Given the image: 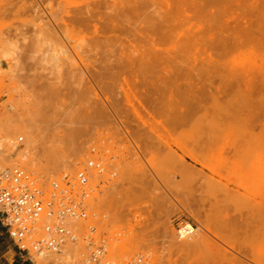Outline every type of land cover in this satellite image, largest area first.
Segmentation results:
<instances>
[{"label": "rangeland", "instance_id": "rangeland-1", "mask_svg": "<svg viewBox=\"0 0 264 264\" xmlns=\"http://www.w3.org/2000/svg\"><path fill=\"white\" fill-rule=\"evenodd\" d=\"M117 1L0 0V173L18 165L49 190L101 154L107 170L69 223L72 264L89 242L112 264H264V91L251 101L245 86L264 73V43L210 44L247 18L264 35V0ZM186 220L202 247H179Z\"/></svg>", "mask_w": 264, "mask_h": 264}, {"label": "built area", "instance_id": "built-area-1", "mask_svg": "<svg viewBox=\"0 0 264 264\" xmlns=\"http://www.w3.org/2000/svg\"><path fill=\"white\" fill-rule=\"evenodd\" d=\"M16 142L21 143L22 138ZM91 155L93 157L86 161L83 168L74 173V184L65 175L61 184L51 182L49 190L42 188L37 179L18 165L0 173L1 223L17 250L30 261L32 255L59 253L67 242L77 240L69 223L84 217L90 195L96 187L92 188V182L107 170L99 152L93 148ZM195 230V225L189 220L181 221L175 229L176 239H189L194 236ZM82 258L81 264H112L107 261L103 245L91 242ZM126 264L150 263L138 258Z\"/></svg>", "mask_w": 264, "mask_h": 264}, {"label": "bare ground", "instance_id": "bare-ground-1", "mask_svg": "<svg viewBox=\"0 0 264 264\" xmlns=\"http://www.w3.org/2000/svg\"><path fill=\"white\" fill-rule=\"evenodd\" d=\"M120 2H122L123 3V0H119ZM119 1H117V2H115L118 6H116V4L114 5V6H116V7H114L115 9H120L121 11H123L122 9V5L120 6V2ZM142 1L143 0H133V1H130V3H128V5H130V6H133L135 9L137 8V7H139L138 6V3H139V5H140V3L142 4ZM187 1V0H186ZM201 1V0H200ZM128 2H129V0H128ZM145 2V1H144ZM177 2H179V0L178 1H176V3ZM183 2V1H182ZM191 2H193V5L195 6V7H197L198 6V4H201L198 0H191ZM195 2H197V3H195ZM199 2V3H198ZM136 3V5L137 6H134V4ZM147 3V2H146ZM146 3H143V6L145 5L146 6ZM149 3V6H151L150 4V2H148ZM154 3V2H153ZM184 3V2H183ZM179 6H180V4H178ZM191 5V4H190ZM142 6V5H141ZM140 6V7H141ZM182 6V5H181ZM192 6V5H191ZM204 6V5H203ZM202 6V7H203ZM201 7V6H200ZM146 8V7H145ZM126 9H127V7H126ZM125 9V10H126ZM134 9V10H135ZM199 8H197V10H198ZM138 10V9H137ZM187 10V9H186ZM201 10V9H200ZM203 10V9H202ZM130 11H131V9H130ZM153 11H154V13L156 14L157 13V10L155 9H153ZM153 11H152V13H153ZM198 12V11H197ZM200 12V11H199ZM198 12V13H199ZM203 12V11H202ZM247 13V12H246ZM87 14V13H86ZM238 14V13H237ZM89 14H87V17L86 18H84L83 17V19H82V17H80V20L83 22V23H85V22H87L88 24L87 25H85V26H88L89 24H91V26H92V28H93V32L94 33H96L97 31H98V27H97V25L96 24H93V22H94V20L93 19H95L96 21H99V20H97V18H94L93 16H91V15H89ZM150 15H152V14H150ZM157 15V14H156ZM197 15V14H196ZM199 15V14H198ZM204 15V14H203ZM202 15V16H203ZM243 16H244V14H242ZM86 16V15H85ZM154 16V15H153ZM160 16L161 15H159V19H160ZM165 16V15H164ZM201 16V17H202ZM236 16H238V15H236ZM190 17V16H189ZM198 17V16H197ZM186 18H187V16H186ZM157 19H158V17H157ZM157 19H156V21H157ZM167 19V18H166ZM172 19V18H171ZM235 19V18H234ZM146 20V19H145ZM164 20V19H163ZM178 20V19H177ZM186 20V19H185ZM231 20V19H230ZM244 20H246V19H244ZM153 21H154V19H153ZM158 21H160V20H158ZM157 21V22H158ZM183 21H184V19H183ZM238 21V20H237ZM248 18H247V20H246V22H245V24L243 25V23H242V25L243 26H228V25H225V26H223L224 28H222L223 29V31L225 30L226 32H225V35L223 36V37H221V36H219V37H215L216 39H212V40H210V44L212 45V50H214L215 51V53L217 54V52H216V50L215 49H228V48H233V47H236L237 45H240L241 46V44L243 45L245 42L246 43H249V44H257V45H259L260 43L261 44H263L264 43V41H262V39L260 40L259 38H256V32L259 34H261L262 33V36H264L263 35V32L261 31V26H256V27H251V25L248 23ZM152 22V21H151ZM166 22V21H165ZM153 23V22H152ZM151 23V24H152ZM169 23V22H168ZM167 23V24H168ZM177 23V22H176ZM153 24H155V23H153ZM157 24V23H156ZM159 24V23H158ZM170 24V23H169ZM168 24V25H169ZM153 26H156V25H153ZM170 27V26H169ZM178 27V26H177ZM156 28V27H155ZM163 28V27H162ZM262 28H264V27H262ZM153 29V28H152ZM221 29V28H220ZM218 31V30H217ZM154 32H155V30H154ZM219 32V31H218ZM221 32H222V30H221ZM254 33H255V35H254ZM223 35V34H222ZM250 36V38H249V36H248V38L246 39L245 38V36ZM242 37H244L243 39H241ZM263 40H264V38H263ZM245 41V42H244ZM152 45H153V43H152ZM190 45V44H189ZM154 46V45H153ZM262 46H264V45H262ZM238 47V46H237ZM245 47V46H244ZM258 47H260V46H258ZM208 48V47H207ZM230 48V49H231ZM240 48V47H239ZM263 48V47H262ZM155 49V48H154ZM194 49H195V47H194ZM149 50V49H148ZM159 51L158 49H155V51ZM150 51H151V49H150ZM149 51V52H150ZM156 51V52H157ZM197 51V50H196ZM260 52V51H259ZM151 53V52H150ZM152 53H154V52H152ZM151 53V54H152ZM165 53V52H164ZM198 53V52H197ZM204 53V52H203ZM202 53V54H203ZM150 54V55H151ZM155 55L157 56V54L155 53ZM160 55H162V54H160ZM149 56V55H148ZM210 56V55H209ZM143 57H145V56H143ZM150 57V56H149ZM155 57V56H154ZM154 57H150V58H153V60H154ZM158 57H159V53H158ZM217 57V56H216ZM129 58V57H128ZM138 58V57H137ZM146 58H147V56H146ZM160 58V57H159ZM212 58V57H211ZM129 59H131V58H129ZM145 59V58H144ZM147 59H149V58H147ZM216 59V58H215ZM262 59V58H261ZM138 60H139V58H138ZM138 60L136 61V62H138ZM156 60H157V57H156ZM128 61V60H127ZM144 61V60H143ZM149 61V60H148ZM160 61V60H159ZM150 62V61H149ZM153 62V61H152ZM216 62V61H215ZM259 62V61H258ZM142 63V62H141ZM158 63V62H157ZM140 64V63H139ZM144 64V63H143ZM142 64V65H143ZM149 64V63H148ZM263 64H264V62H263ZM262 64V65H263ZM136 65H137V63H136ZM152 65H153V63H152ZM154 65H155V62H154ZM121 66V65H120ZM129 66V65H128ZM264 66V65H263ZM262 66V67H263ZM134 67H135V65H134ZM145 67V66H144ZM131 68H133V67H131ZM131 68H129V69H131ZM139 68V67H138ZM138 68H136L137 70H138ZM147 68V67H146ZM145 68V69H146ZM264 68V67H263ZM120 69V68H119ZM128 69V68H127ZM126 69V70H127ZM141 69H142V66H141ZM144 69V68H143ZM152 69H153V67H152ZM188 69V68H187ZM190 69H192V68H190ZM124 70V69H123ZM135 70V69H134ZM136 71V70H135ZM188 71H190V70H188ZM258 71H259V68H258ZM168 72V71H167ZM179 72V71H178ZM192 73L194 72V71H191ZM181 73V72H180ZM184 73H186V72H184ZM183 73V74H184ZM207 73V72H206ZM256 73H258V72H256ZM168 74V73H167ZM182 74V75H183ZM195 74V73H194ZM259 74H260V72H259ZM166 75V74H165ZM177 75V74H176ZM185 75V74H184ZM188 75H189V73H188ZM191 75V74H190ZM208 75V74H207ZM262 75V76H261ZM260 76H259V78L257 79V80H255V81H249V83H247V85H245L246 86V93H248L249 95H250V99L249 100H251L252 101V97H251V95L253 94V93H258V92H261V94H262V91H264V73L263 74H261ZM172 76V75H171ZM186 76H187V74H186ZM170 77V76H169ZM182 77V76H181ZM189 77V76H188ZM192 77V76H191ZM196 77V76H195ZM261 77V78H260ZM173 78H174V76H173ZM172 79V78H171ZM183 79V78H182ZM185 79V78H184ZM190 80V79H189ZM194 80V79H193ZM177 81V79L174 81V82H176ZM191 81H192V79H191ZM248 82V81H247ZM197 83V82H196ZM176 84V83H175ZM182 84H184V82L182 83ZM186 84H188V83H186ZM186 84H184L185 86H186ZM173 85V84H172ZM184 85H183V87H182V89H184ZM190 84H188V87H187V89H185L184 91H183V93L186 91V90H189V91H191V89H192V86H189ZM191 85H192V83H191ZM210 85V84H209ZM0 87H1V85H0ZM176 87V86H175ZM194 87H195V85H194ZM181 88V87H180ZM178 90H179V87L177 88ZM227 89V88H226ZM177 90V91H178ZM193 90H194V88H193ZM210 90V89H209ZM179 91H181L182 92V90H179ZM188 91V92H189ZM180 92V93H181ZM193 92V91H192ZM217 92H219V91H217ZM216 92V93H217ZM177 93V92H176ZM182 93V94H183ZM186 93H187V91H186ZM195 93V92H194ZM243 94H244V92H243ZM243 94H242V96H243ZM264 94V93H263ZM177 95H179V94H177ZM185 95V94H184ZM184 95H183V97H181V95H180V98H184ZM191 95H193V94H191ZM201 95V94H200ZM212 95V94H211ZM241 96V97H242ZM175 97V96H174ZM199 97V96H198ZM238 97V96H237ZM240 97V98H241ZM244 97V96H243ZM190 98V97H189ZM189 98L188 97H185V99H188L189 100ZM192 99H193V97H191ZM191 98H190V100H191ZM213 98V97H212ZM246 98H249L248 97V95L246 94V97H245V99ZM0 99H2V97H0ZM175 99V98H174ZM197 99H199V98H197ZM215 98H213V100H214ZM244 99V98H243ZM194 100V99H193ZM193 100L191 101V102H193ZM212 100V101H213ZM257 100V99H256ZM185 101V100H184ZM184 101H183V106L184 107H186V105L184 104ZM246 101H247V99H246ZM185 102H187L188 103V101L186 100ZM248 102V101H247ZM261 102V101H260ZM176 104L178 103V101L177 102H175ZM200 103V102H199ZM195 104V103H194ZM216 104H218V103H216ZM237 104V103H236ZM240 104V103H239ZM238 104V105H239ZM250 104V103H249ZM253 104V103H252ZM255 104H257V103H255ZM178 105V104H177ZM190 105V104H189ZM222 105V104H221ZM244 105H245V103H244ZM182 106V107H183ZM243 106V105H242ZM252 106V105H251ZM180 107V106H179ZM179 107H177L178 109H179ZM237 107V106H236ZM249 107H250V105H249ZM255 107V106H254ZM260 107V106H259ZM177 108H175V110L177 109ZM239 108V107H238ZM241 108V107H240ZM184 109V108H183ZM183 109H181V110H179V111H182ZM190 109V108H189ZM237 109V108H236ZM245 109V108H244ZM188 110V109H187ZM246 110V109H245ZM255 110V109H254ZM261 110V109H260ZM234 111H235V108H234ZM250 111H252V110H250ZM183 112V111H182ZM187 112V111H186ZM185 112V113H186ZM236 112V111H235ZM249 112V111H248ZM248 112H246V113H248ZM237 113V112H236ZM255 113V112H254ZM180 114V113H179ZM179 114L177 113L176 115L177 116H179ZM252 114H253V112H252ZM264 114V113H263ZM249 115V114H248ZM254 115V114H253ZM181 117V116H180ZM251 118H252V116H251ZM177 119H178V117H177ZM8 122V121H7ZM3 124L4 123H2L1 125L2 126H0V127H2L1 128V130H3L4 131V127H3ZM24 124H15L14 125V129H15V131H18V130H20V128L19 127H24L23 126ZM12 126V125H11ZM9 127H6V129H8ZM5 129V130H6ZM2 131V132H3ZM7 131V130H6ZM4 136V135H3ZM2 137V136H1ZM65 162V161H64ZM63 163V162H62ZM66 163V162H65ZM149 168V167H148ZM95 183V182H94ZM103 222V221H102ZM178 241V240H177ZM176 242V241H175ZM203 242V241H202ZM202 242H201V240H198V239H186V240H183L181 243H179V247L182 245V246H185V247H199V246H201V244H202ZM204 243V242H203ZM181 244V245H180ZM110 246H111V249H110V251H111V254H113L114 253V243L113 242H110ZM177 246V245H176ZM202 247V246H201ZM110 248V247H109ZM183 249H184V247H182ZM192 249V248H191ZM74 252H75V250L73 249V246H71V245H68V244H65V247H64V249H62V251H61V253L59 254V255H57L56 257L55 256H53V257H51V255L53 254V253H51V255H40V256H38V257H36V258H34V264H72V260H73V258H74ZM50 254V253H49ZM223 256V255H222ZM229 256V255H228ZM228 256H227V259H228ZM192 257V256H191ZM233 257V256H232ZM222 258H224V257H222ZM197 259V258H196ZM225 260V259H224ZM230 260V259H229ZM196 261V260H195ZM194 262V261H193Z\"/></svg>", "mask_w": 264, "mask_h": 264}, {"label": "crops", "instance_id": "crops-1", "mask_svg": "<svg viewBox=\"0 0 264 264\" xmlns=\"http://www.w3.org/2000/svg\"><path fill=\"white\" fill-rule=\"evenodd\" d=\"M17 251L0 220V264H24V260L22 262L18 260L22 254ZM27 260L29 259L27 258ZM26 264L31 263L27 262Z\"/></svg>", "mask_w": 264, "mask_h": 264}]
</instances>
